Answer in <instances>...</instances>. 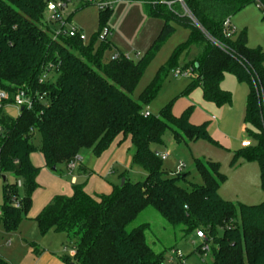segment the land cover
Wrapping results in <instances>:
<instances>
[{
  "label": "trees",
  "instance_id": "obj_1",
  "mask_svg": "<svg viewBox=\"0 0 264 264\" xmlns=\"http://www.w3.org/2000/svg\"><path fill=\"white\" fill-rule=\"evenodd\" d=\"M96 1L105 0H86L83 7L96 5ZM121 1L141 3L147 17L164 22L152 47L137 63L116 49L109 38L99 42L102 30L110 29L107 20L112 9L99 10L100 29L84 42L54 34L47 27L49 4L67 5L65 0H0V90L11 95L10 101L0 106V177L5 182L0 224L11 234L28 219L33 196L40 188V169L31 162L38 150L36 134L45 165L54 171L60 166L68 168L82 149L101 157L120 138L129 137L135 149L133 165L146 172L144 181L124 179L123 185L100 196L88 194L86 184H74L70 197L55 196L33 219L41 236L55 232L74 237L68 249L76 254L65 255L66 264H164V253H156L147 242L148 224L129 230L148 209L184 236L203 232L205 239L195 252L201 261V255L210 251L212 264H264V203L235 205L223 199L219 188L226 177L218 164L195 161L202 185H191L187 174L170 177L163 169L155 147L163 145L166 131L171 130L177 142H214L208 124H191L190 110L174 117L171 105L158 117L146 115L145 108L163 84L162 72L143 91L139 102L132 99L155 53L175 32L171 23L189 28L190 38L184 47L204 50L191 67L196 78L190 89L201 88L205 102L223 106L232 103L231 94L221 89L227 74L249 86L244 123L253 145L235 153L233 163L239 158L256 162L264 190V51L248 47L246 31L226 36L223 27L227 19L251 4L257 5L264 17V0ZM52 17L60 22L61 14L58 11ZM109 51L115 52L116 59L105 60ZM50 66L49 79L41 84ZM18 88L45 93L46 97L13 118L4 110L11 106ZM9 174L14 183H8ZM0 264L8 262L0 257Z\"/></svg>",
  "mask_w": 264,
  "mask_h": 264
},
{
  "label": "rangeland",
  "instance_id": "obj_2",
  "mask_svg": "<svg viewBox=\"0 0 264 264\" xmlns=\"http://www.w3.org/2000/svg\"><path fill=\"white\" fill-rule=\"evenodd\" d=\"M85 1L70 0L63 9L58 8V11L62 20L69 23L67 29L71 26L82 29L87 38L86 42H89L100 29V12L97 5L83 7ZM179 1L183 2V0ZM57 5L63 6V3L57 2ZM45 22L50 32L58 34L61 31L62 23L53 21L51 13H46ZM171 24L175 27V32L155 53L132 94V99L139 102L143 91L162 72L161 89L156 98L145 108V112L158 117L166 106L171 105L172 115L178 118L190 110L191 124L200 126L207 123L208 134L214 142L207 140L177 142L173 132L166 131L163 145L155 147L159 153L169 155L168 159L163 162L164 171L172 177L179 162H183L185 164L183 174L189 175V183L202 185V177L196 170L195 161L218 164L220 173L226 177L219 188V194L223 199L235 205L255 206L264 203V190L258 164L245 158H239L233 163L234 154L241 150L242 142L250 140L244 123L249 86L241 83L235 76L227 74L221 84V89L231 94L232 103L217 106L214 103L205 102L201 88L190 89L196 78V74L191 72V67L197 64L204 50L198 46L184 47L190 38L189 28L182 27L175 22ZM107 25L111 29V35L108 38L113 46L125 54L130 61L137 63L152 47L164 22L147 17L141 3L119 0L112 4V13L107 20ZM231 25L237 33L247 32L250 49L260 48L264 51V17L257 5L251 4L238 12L231 19ZM114 53V51L107 52L105 60H110ZM177 70L187 75L175 78L174 72ZM52 75L56 80L57 74L53 72ZM4 112L13 118H16L19 113L13 107L5 108ZM247 128L251 129L250 126ZM34 144L38 150L31 156V162L40 169L41 188L39 189L51 198L70 197L73 193L72 177L74 176L78 181L75 184H86L85 190L89 194L99 196L110 194L115 186L122 184L124 179L137 183L146 178V172L133 165L132 158L135 149L129 137L120 138L101 157H96L90 149H82L77 155L80 161L76 162L74 171H70L66 166H60L57 171L47 168L43 155L39 151L40 137L38 134L35 135ZM81 166L88 170V175L78 172ZM6 177L8 183L15 182L13 175L9 174ZM4 184V180L0 177V209L3 205ZM190 184L187 185L189 190L191 189ZM37 206L32 204L28 219L23 220L17 231L2 243L3 253L11 260V263L7 261L8 264H19L25 251L30 249V245L37 248L47 246L52 249L58 247L61 249L64 244L69 245V242L75 241L73 236L68 238L63 233L50 232L41 236L38 225L32 219L40 212L37 211ZM144 224L150 226V230L146 233L147 242L156 253H164V264H179L168 262L167 258L172 249L181 252L186 264L213 263L210 251L201 255L203 261L195 253L203 244L202 239H198L195 234L188 236L180 234L178 230L169 226L156 211L152 209L144 211L129 227V230ZM10 239H12V246L8 247L5 242ZM68 251L69 249H67V255Z\"/></svg>",
  "mask_w": 264,
  "mask_h": 264
},
{
  "label": "built area",
  "instance_id": "obj_3",
  "mask_svg": "<svg viewBox=\"0 0 264 264\" xmlns=\"http://www.w3.org/2000/svg\"><path fill=\"white\" fill-rule=\"evenodd\" d=\"M67 3L70 2V0H65ZM116 1L119 0H105L103 2L100 1H96V5L98 6L99 10H111L112 9V4ZM66 4H63V6L57 5V3H51L48 6V12L52 14H55L58 12V8L61 7H65ZM52 19H54L52 17ZM62 18H60V23H62V27H61V31L58 33H63L66 36L70 37V38H79L81 41L86 42L87 38L86 35L84 34V32L80 29L77 28L75 26H71L70 28L67 29V25L69 23L64 22L63 20H61ZM55 20V19H54ZM224 34L226 36H230L232 34L235 33V30L233 29L232 25H231V20L227 19L224 23ZM57 34V35H58ZM111 35V30L109 28H104L101 32V34L99 35V42H104L108 39V37ZM112 59H116V56H113ZM53 67L50 66V68L42 75L40 83L43 84L44 82H46L49 79L50 73L52 71ZM181 75H187V73H183L181 70H177L174 72V76L175 78L181 76ZM46 97V94L43 93L42 95L39 94L38 92L32 93L27 91L25 88H18L16 90L15 95L13 96V102L11 104V106L9 107H13L16 108L18 110V112L24 108H28L30 109L33 104L35 103V101H37L39 99V101H43V99ZM11 99V95L7 92V91H2L0 90V106L3 105L4 103L10 101ZM147 116L149 115L148 113L146 114ZM252 141L251 140H245L244 142H242L241 144V148H249L251 147ZM159 158L164 162L168 159L169 155L168 154H162L159 153ZM80 158H76V161L71 162L68 165V169L70 171H74L76 169V162H79ZM185 168V164L183 162H179V164L176 167V170L172 173V176H177L180 174H183V170ZM19 186H21L20 182H19ZM16 207L19 208V204H16ZM196 237L198 239H205V235L203 232L198 231L196 233ZM208 250V248H205V251ZM75 251L74 250H69L68 251V255L70 257H74L75 256ZM168 262L169 263H174V262H178L179 264H186V261L183 257V255L181 254V252L179 250H175L172 249L169 252L168 255Z\"/></svg>",
  "mask_w": 264,
  "mask_h": 264
},
{
  "label": "crops",
  "instance_id": "obj_4",
  "mask_svg": "<svg viewBox=\"0 0 264 264\" xmlns=\"http://www.w3.org/2000/svg\"><path fill=\"white\" fill-rule=\"evenodd\" d=\"M78 172L86 174L88 172V170L85 167L81 166L80 169L78 170ZM37 182L41 188L39 177H38ZM77 182H78L77 178L75 176L72 177V183L75 184ZM35 198H38V199H35ZM52 199L53 198H51V196H49L48 194L45 195V193L42 192L41 189H38L33 196L32 204L38 205L36 209H38L37 211L41 212L51 202ZM35 202H37V203H35ZM39 209H41V210H39ZM36 216H34L32 219H34ZM12 234L13 233H11V234L6 233L3 226L0 225V257L1 256L4 257L6 259V261H8L10 263H11L10 258L6 254L3 253L4 249L2 248V243H4L6 238L11 237ZM63 234H65V233H63ZM68 238H71V237L68 236ZM5 243H6V246L11 247L12 246V239H10L9 241L6 240ZM73 243H74V241L69 242V245H68V243H66L63 245V247L61 249L59 247L56 249H52V248H48L47 246L45 248H37L34 245L29 244L30 249H27L25 251V254H24V256H22V259H21L19 264H66L64 262L63 257L65 255H67V249Z\"/></svg>",
  "mask_w": 264,
  "mask_h": 264
},
{
  "label": "water",
  "instance_id": "obj_5",
  "mask_svg": "<svg viewBox=\"0 0 264 264\" xmlns=\"http://www.w3.org/2000/svg\"><path fill=\"white\" fill-rule=\"evenodd\" d=\"M53 171H54V169H53ZM124 184V180L122 181V184L121 185H123ZM74 264V263H73Z\"/></svg>",
  "mask_w": 264,
  "mask_h": 264
}]
</instances>
